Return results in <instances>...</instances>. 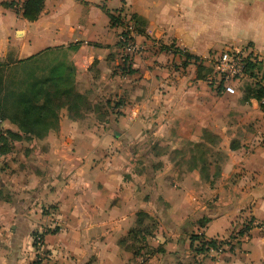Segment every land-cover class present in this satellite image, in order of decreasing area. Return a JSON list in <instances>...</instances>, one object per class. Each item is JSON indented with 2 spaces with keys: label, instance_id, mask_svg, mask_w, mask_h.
I'll return each instance as SVG.
<instances>
[{
  "label": "crops",
  "instance_id": "0c3cea01",
  "mask_svg": "<svg viewBox=\"0 0 264 264\" xmlns=\"http://www.w3.org/2000/svg\"><path fill=\"white\" fill-rule=\"evenodd\" d=\"M11 1L0 0V61L64 56L90 109L63 108L43 139L11 141L0 154V264H264L258 100L253 132L225 135L234 95L204 88L196 65L176 67L184 58L173 52L204 66L209 53L244 48L264 64V0H45L34 21ZM106 11L144 31L130 32L137 52L118 46L124 28ZM248 219V233L229 238ZM140 227L139 243L130 232ZM201 233L222 250L194 254L190 236Z\"/></svg>",
  "mask_w": 264,
  "mask_h": 264
},
{
  "label": "trees",
  "instance_id": "16d2710c",
  "mask_svg": "<svg viewBox=\"0 0 264 264\" xmlns=\"http://www.w3.org/2000/svg\"><path fill=\"white\" fill-rule=\"evenodd\" d=\"M44 1L45 0H24L21 7L15 9L18 10L21 16L27 21H34L40 14ZM14 6V1L7 4V7L14 8ZM105 13L109 17L110 26L119 25L125 29L124 25H126V23L120 19L119 16L107 11ZM135 19L136 16L132 15L131 20ZM132 29L137 35L144 34V31L139 29V25H132ZM121 36L128 41H132L128 32L123 31ZM118 46H120V48L125 47V42L120 40ZM163 49L168 51L167 47H163ZM173 52L180 54L184 58V65H187V62H193L197 67V78L201 80L204 78L200 75V71L204 69V66L201 64V60L198 57L191 56L182 51H177L176 49H174ZM55 57L64 59L62 55H54L49 59H54ZM37 61L42 60L30 57L18 61L15 64L0 61V121H6L17 128L15 132L7 129L4 130L3 134H0V154H4L8 151V145L11 141H18L23 138L43 139L48 131L57 127L59 120L58 112L61 109H67V111L74 116H78L82 111L90 109L87 97L78 93L74 88V68L71 64L66 66L65 63L61 61L48 68L47 73L40 77L35 75L34 70L28 69L23 72L22 78L19 81H14L11 79L12 75L6 73L7 70H15ZM123 61L125 63L127 57ZM246 68L248 71H251L256 69L257 66L248 63L246 64ZM67 69H69L68 72L66 71ZM261 81L262 85L258 84L257 87L253 88L247 87V94L250 98L258 101L264 98V71L262 72ZM50 87H52L53 90H49ZM195 146V149L198 150L199 145L196 144ZM145 218L146 215L140 214V218L137 222L138 225H142ZM252 222L253 219L243 221L242 227L236 234L231 235L229 238L235 239L246 235L252 226ZM144 233H147L145 228H136L130 232V238L140 243L145 241ZM224 243L223 240H206L202 233L190 236V248L196 255L205 254L210 249L215 250ZM234 248L235 245H232L228 251L232 252ZM161 251H163L162 248L154 250V252ZM136 254H138V252Z\"/></svg>",
  "mask_w": 264,
  "mask_h": 264
},
{
  "label": "rangeland",
  "instance_id": "374dc122",
  "mask_svg": "<svg viewBox=\"0 0 264 264\" xmlns=\"http://www.w3.org/2000/svg\"><path fill=\"white\" fill-rule=\"evenodd\" d=\"M124 48V47H123ZM169 48H172L169 47ZM137 52V49L134 48L132 53ZM122 53V59H125L126 56L125 53ZM130 53V52H127ZM215 52L213 53H209L206 57H205V64L204 65V69L202 71H200V75H202L201 77H204L202 80V85L204 88H208L210 91L212 90V88L215 89L213 81L210 80V78L213 76V55ZM128 60V59H127ZM63 62L65 63V65H70L69 61H65L64 59H60L59 57H55L54 59H46V60H42V61H37L34 62L32 64H29L27 66H22L18 69L15 70H7L6 73H9L11 76V79H13L14 81H19L22 78V74L24 71L31 69L34 70V73L36 76L40 77L42 75H44L45 73H47L48 68L52 67L53 65L59 63V62ZM183 61H177V65H175L178 68H185L186 65L183 64ZM251 63L257 66L256 69L253 70H247L246 68V77L243 78L241 80V82L239 83V85L236 87L237 90V95L234 96H229L225 99L224 101V114H225V126H224V133L226 134H230V133H236L234 140L238 141L242 138H245V136L248 135V133L253 132V126H255V122L256 120H253V117L256 116V113H253L252 110L249 108V102L252 98L249 97V95L247 94V87L249 88H253V87H257L258 84L262 85V81H261V76H262V72L264 71V64L262 62H259L258 60H252L249 61L247 60V63ZM187 69H196L195 66H190ZM67 72L69 71V69L66 70ZM186 73V72H184ZM197 73V71H196ZM8 75V74H7ZM197 75V74H196ZM72 82V81H71ZM193 84H196L193 82ZM206 86V87H205ZM49 90H53L52 87L49 88ZM217 90V89H216ZM264 99V98H263ZM261 101V100H260ZM260 101H258L259 106L261 107V112H262V116L264 119V103H260ZM239 105H245L244 108H240ZM239 106V107H238ZM259 107V108H260ZM62 110V109H61ZM61 110L58 112V118L60 117V112ZM258 127V126H256ZM254 129H258L255 128ZM244 131L246 133H244ZM264 142V139H263ZM189 144H186L185 141H183L181 143V147L182 149L188 151L187 149H189ZM207 150L210 151V153L214 151V148H208ZM195 154H197L196 152H194ZM188 153L186 152L185 155L183 157H187ZM213 157V156H211ZM213 159L215 160V157H213ZM228 248V247H226Z\"/></svg>",
  "mask_w": 264,
  "mask_h": 264
},
{
  "label": "built area",
  "instance_id": "2783aa9c",
  "mask_svg": "<svg viewBox=\"0 0 264 264\" xmlns=\"http://www.w3.org/2000/svg\"><path fill=\"white\" fill-rule=\"evenodd\" d=\"M14 1L15 7L20 8L21 4L24 0H12ZM125 32L132 31V26L128 25L124 29ZM120 40L125 42L124 50L127 52H132L134 48L133 43L128 41L124 37H120ZM213 76L210 80L213 81L215 89L221 91L227 95H235L237 94L236 87L239 85L241 80L246 77V63L247 60L252 61L256 60L255 54L248 49H226L216 56L213 57ZM259 61V60H258ZM260 103H264V99L260 101ZM3 123L0 121V132L3 131ZM32 241L35 246H39L41 244V233H36L32 236ZM229 240L227 239L226 242ZM229 244V243H228ZM230 245V244H229ZM229 245H225V248ZM222 250V247H218L215 250L210 249V251H215L219 253Z\"/></svg>",
  "mask_w": 264,
  "mask_h": 264
}]
</instances>
